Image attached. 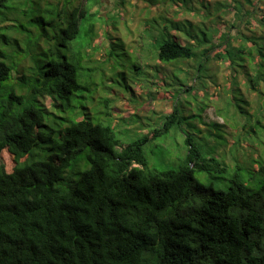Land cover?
<instances>
[{
    "label": "trees",
    "instance_id": "trees-1",
    "mask_svg": "<svg viewBox=\"0 0 264 264\" xmlns=\"http://www.w3.org/2000/svg\"><path fill=\"white\" fill-rule=\"evenodd\" d=\"M10 1L0 0V46L16 45L34 67L13 79L15 58L0 51V264H264V164L253 177L237 172L227 190H215L195 174L215 180L227 166L191 138L179 170L158 172L144 152L158 131L123 144L111 126L89 119L65 118L67 127H58L45 101L67 111L87 88L84 52L98 36L93 8L100 0H36L37 33ZM156 24L149 41L157 42L160 63L196 58L203 43L184 24L163 17ZM257 39L249 37L253 47L238 53L253 60L254 92L264 82ZM228 44L222 35L202 52L227 61ZM181 123L175 109L162 128Z\"/></svg>",
    "mask_w": 264,
    "mask_h": 264
},
{
    "label": "rangeland",
    "instance_id": "rangeland-1",
    "mask_svg": "<svg viewBox=\"0 0 264 264\" xmlns=\"http://www.w3.org/2000/svg\"><path fill=\"white\" fill-rule=\"evenodd\" d=\"M35 1L11 0L10 4L17 7L24 26L37 33ZM42 3L43 8L46 1ZM93 11L99 13L98 36L93 44L88 42L84 52L82 82L87 88L78 92L67 111L52 109L51 100L45 101L52 116L57 117V126L65 129V118L89 119L111 126L123 144L158 131L160 135L144 147L149 168L158 172L179 170L191 138L205 156L227 166L228 172L215 174V180L207 173L195 174L198 182L213 184L215 190H227L237 172L246 179L253 177L264 164V82L259 92L250 90L248 74L254 71L253 60L247 55L240 58L238 53L253 47L252 36L264 46L260 39L264 37L260 18L264 17V0H252L251 4L247 0H186L175 4L171 0H100ZM161 17L178 20L200 39L203 46L196 58L172 64L158 61L157 42L152 45L149 35L155 21L154 27L160 26ZM14 24L18 27L17 22ZM30 35H26L23 46ZM222 35L228 37L229 44L222 48L228 51V60L208 59L202 51ZM16 37L22 40V36ZM17 49L12 44L0 46V51L13 56L17 63L13 79H19L23 72L29 74L34 67L30 58L17 55ZM231 62L243 67L236 70L229 66ZM175 109L182 123L164 130L163 124Z\"/></svg>",
    "mask_w": 264,
    "mask_h": 264
}]
</instances>
